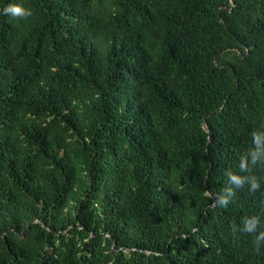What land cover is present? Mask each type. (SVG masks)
<instances>
[{
    "label": "trees",
    "instance_id": "trees-1",
    "mask_svg": "<svg viewBox=\"0 0 264 264\" xmlns=\"http://www.w3.org/2000/svg\"><path fill=\"white\" fill-rule=\"evenodd\" d=\"M10 2L0 264H264V0Z\"/></svg>",
    "mask_w": 264,
    "mask_h": 264
},
{
    "label": "clouds",
    "instance_id": "clouds-1",
    "mask_svg": "<svg viewBox=\"0 0 264 264\" xmlns=\"http://www.w3.org/2000/svg\"><path fill=\"white\" fill-rule=\"evenodd\" d=\"M3 13L12 17V18H25L32 15V11L30 8L25 7L22 2H10L3 7ZM253 142L256 144V151L252 153L253 160L257 158V151L264 152V132H254L253 133ZM242 168L245 166L244 164L241 165ZM230 179L234 182L237 186L241 185L245 179V177H241L236 174L230 173ZM259 187L258 182L253 181L252 188ZM219 203L222 205H227L228 200L226 197L220 198ZM244 227L241 229L242 231H246L248 233H256V244L257 248L259 245L264 242V230H261V225L264 223L261 222L259 215H252L247 216L244 218ZM237 226H233V230L235 231Z\"/></svg>",
    "mask_w": 264,
    "mask_h": 264
},
{
    "label": "water",
    "instance_id": "water-1",
    "mask_svg": "<svg viewBox=\"0 0 264 264\" xmlns=\"http://www.w3.org/2000/svg\"><path fill=\"white\" fill-rule=\"evenodd\" d=\"M205 129L208 130V128L205 126Z\"/></svg>",
    "mask_w": 264,
    "mask_h": 264
}]
</instances>
